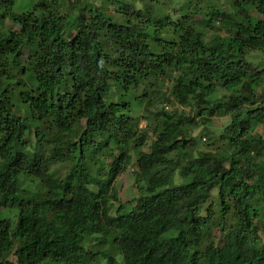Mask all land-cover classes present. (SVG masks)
I'll return each mask as SVG.
<instances>
[{
	"label": "trees",
	"instance_id": "16d2710c",
	"mask_svg": "<svg viewBox=\"0 0 264 264\" xmlns=\"http://www.w3.org/2000/svg\"><path fill=\"white\" fill-rule=\"evenodd\" d=\"M15 2L0 0V24L13 22L0 29V264H264V138H250L264 126V61L247 59L264 53V0H190L176 19L158 0ZM216 22L228 33L207 37ZM159 78L173 81L166 100L190 109L161 108L141 129L132 112ZM218 87L228 93L212 101ZM225 115L228 146L195 154L197 118ZM132 151L147 195L127 208L115 182ZM108 244L122 262L93 249Z\"/></svg>",
	"mask_w": 264,
	"mask_h": 264
},
{
	"label": "rangeland",
	"instance_id": "374dc122",
	"mask_svg": "<svg viewBox=\"0 0 264 264\" xmlns=\"http://www.w3.org/2000/svg\"><path fill=\"white\" fill-rule=\"evenodd\" d=\"M40 0H16L14 5V11L16 12H24L29 10L35 3L39 2ZM68 0H65L67 3ZM95 2L99 6H106L104 3V0H90ZM149 2L155 1V0H148ZM160 3L165 2V4L169 7V12L172 14V16L176 19L179 16H182L184 13L187 12L189 8V2L190 0H158ZM209 2H215L218 4V6L226 7V9L231 10V8L228 6L227 2H224V0H208ZM138 6H141V0H136ZM107 4V3H106ZM210 5L209 3H204V8ZM108 11H112L111 14L113 15L114 19L120 23L123 22L121 10L115 9L114 7H107ZM207 9V8H206ZM206 9H204V13L206 12ZM201 13H197L196 18H199ZM203 13V14H204ZM257 15V13H255ZM13 22H11L9 19L5 21V24H0V29L2 27H9L12 25ZM215 29H208L207 37L212 36L214 34H226L228 33L230 29L229 23H220L216 22ZM14 27L18 28V25L14 24ZM247 59L250 61H253L255 63H262L264 61V53L252 50L249 51L247 54ZM179 74L178 71L173 72V76H177ZM23 75H21L22 78ZM173 81L166 80L165 82L162 81L161 78L154 81L153 89L150 91V96L159 95L161 94L162 98H158L157 101H154L153 104H149L150 96L146 95L145 98L141 99V105L140 107H137L133 110L132 115L136 118L137 123L141 129H148L149 131L152 130V128L156 125L157 121H162L160 118L156 116V113L161 108H164V110L172 112H182V111H188L190 108H185L181 105H179L177 102L176 104H173V102L168 101L166 99H169L171 96V87H172ZM111 89L113 91H116V93L113 95L114 100L120 101L124 100L125 98H128V96H124V98L120 97V88L111 86ZM142 89L139 90L140 94L142 93ZM228 92L224 90L222 87L217 88V92L214 94V96L211 98L212 101L221 99L227 94ZM149 96V97H148ZM148 97V98H147ZM168 97V98H165ZM13 102L15 104L16 109L18 110L19 114L23 116L29 125L34 126L35 124V116L32 113L31 109H27V106L21 101V97H15L13 94L12 96ZM203 117L197 118V126L192 125L191 127V135L196 139V146L194 149V153L197 154L196 150H214L216 146L222 145L223 147H227L228 144L225 142L219 141V136L222 134L225 130V127L230 123L231 116L225 115V116H214L211 117L208 121L203 122ZM85 128H87V124H84ZM34 136V133L32 132V137ZM264 138V126L259 124L257 125L256 131L251 135V141L252 143H258L259 138ZM150 143V140L148 141V144ZM147 144V145H148ZM108 160L105 161V165L107 166ZM228 166V163H226ZM70 167V164H61V163H54L52 165L53 170L56 169L60 174L64 175ZM137 173V165L135 163V155L132 151V162L128 165L126 171L122 172L119 177L117 178L115 182V187L118 192L119 201L123 203L127 208H132L135 205V202L138 198L142 197L143 195H147V192L145 189H141L138 187L135 177ZM181 180L179 174L176 176V181L179 182ZM217 191L218 188H214L212 191V197H217ZM119 202H116L114 205L113 212L118 207ZM264 206V205H263ZM7 214L10 215L12 220L16 219V212L14 210H3L2 215ZM261 214V213H260ZM262 215V214H261ZM263 216V215H262ZM258 225L260 227V238L261 243L264 244V219H260L258 222ZM214 232V231H213ZM216 236V240L219 242L221 238L220 232H215L214 234ZM99 236V235H95ZM91 245V244H90ZM93 249L97 250H105L109 252L110 254L116 256V258L122 262L123 256L122 254L117 251V248H115L112 244L102 246H96ZM219 256L218 258H220ZM101 259H98V262L92 263V264H106V257L101 256Z\"/></svg>",
	"mask_w": 264,
	"mask_h": 264
}]
</instances>
